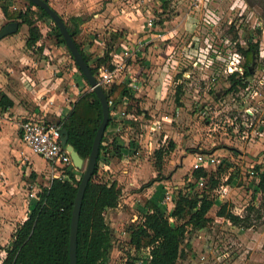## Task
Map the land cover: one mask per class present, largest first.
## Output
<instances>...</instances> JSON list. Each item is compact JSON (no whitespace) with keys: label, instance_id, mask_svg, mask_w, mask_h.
Wrapping results in <instances>:
<instances>
[{"label":"rangeland","instance_id":"rangeland-1","mask_svg":"<svg viewBox=\"0 0 264 264\" xmlns=\"http://www.w3.org/2000/svg\"><path fill=\"white\" fill-rule=\"evenodd\" d=\"M48 2L70 27H73L71 18L82 19L81 34L77 41L91 54L93 66L94 57L106 56V50L110 46L114 48L123 42L130 47L131 52L133 49L136 50L138 41L134 43L126 36L122 38L119 35L127 30L123 28V24L130 22L129 19L133 20L132 30L138 33L139 24L141 26L145 24L147 27L148 23L172 19L177 11H181L187 19L193 18L194 25H197L196 31L188 30L183 35L178 33L175 40L162 41L163 43L153 41L142 46L148 49L147 52L149 49L161 51L157 50L158 55H154L156 57L154 63L150 61L151 58L149 59V55L153 57L152 53H148L143 59L135 54L132 56L124 54L121 59L110 55L107 60V64H114L115 68L120 67L114 76V84L120 83L122 78H129L127 74L131 72L130 70L132 73L129 74L134 80H140V84L167 83L164 90L163 86L161 89L155 86L152 88L158 91L157 95L165 93L163 101L159 96L151 97L149 102L145 95L140 99V102L145 103L143 107L147 108L145 116L138 115L136 108L131 111L141 117L135 122L134 131H131V137L134 139L138 137L141 147L136 159L130 161L131 168L127 173H124L126 167L120 172L116 171L117 178L123 181L119 183L123 189L121 209L127 223L124 221L121 223L122 217L118 219L119 224L115 217L113 222L117 224L115 228L120 230L119 233L121 228L127 231L131 225L141 223L143 218L139 207L145 206L149 193L151 196L155 188L163 184H166L170 191L176 188L177 191L185 192L194 155L212 154L219 162L211 169L219 180V185L214 190H210L208 185L207 194L218 202L227 204L234 214L248 217L247 224H250V227L227 223L225 219L217 216L219 208L215 206L209 215L210 222L206 229L203 232L190 231L187 234L185 244L189 242L193 248L186 249L185 257L178 264H264V194H255L254 186L259 179L251 176L252 168L264 167V136L256 138L250 136V140L243 141L241 137L242 131H245V124L242 119L237 121L241 127L240 134L235 133L236 127L233 126L235 117L242 114L245 109L253 108L257 111L256 119L246 124H252L251 131L264 132V0H48ZM165 3L167 6H164ZM3 4L5 3H0V6ZM10 5L12 8L25 10L28 1L12 0ZM124 13L130 17H120ZM202 18L210 24L205 23ZM8 23L10 22L7 19L0 16V31ZM189 23L192 21L189 20ZM38 24L43 34L40 42L44 47L43 53L38 47L32 49L27 47L25 43L29 36L27 26L20 29L19 39L15 45L24 55L17 62V67L16 61H13L15 58L7 57L9 45L0 46L2 57L0 84H5L8 78L7 82L11 83L14 74L15 77H20L24 70L29 71L35 64H39V67H47L50 64L58 66L55 69L60 71L57 77L66 76V82L70 83L73 82V75L76 72L80 73L68 50L57 44L51 32L52 22L43 19L38 21ZM172 26L178 29V25ZM115 35L119 39L115 40ZM147 35L142 34L139 41L146 42L147 39L144 38ZM13 36L7 37L1 43H5ZM250 37L259 45V56L253 66V74L246 80L248 86L250 83L252 87L241 88L227 94L226 90L231 86L228 69L234 63L239 69L244 70L245 59L238 48H246V41ZM155 45L158 47L154 48ZM66 82L63 84H67ZM180 87L182 94L178 100L177 91ZM255 92L259 94L256 95ZM12 116L0 111V133L3 130L9 131L4 139L5 144L12 148L10 156L8 154L5 157V154L0 152V157H5L3 167H0V226L7 230L2 239L5 241H8L11 234L13 237L17 227L27 219L30 204L33 203L31 194L49 186L53 178L43 159L39 160V157L21 142L20 121L11 119ZM53 116L51 113L48 114L49 122L59 121ZM171 144L177 151L173 150L159 162L156 151L164 150L168 153L171 151ZM188 157V161H185ZM32 165L33 168L43 171L37 174L33 171ZM112 176L115 175L100 171L96 180L106 182L112 179ZM77 179H80V176ZM229 180L232 187L225 193L223 187ZM125 188L129 189L124 191ZM173 196L177 197L176 191ZM125 200L128 204L124 203ZM252 207L253 210H250ZM110 218L108 216L109 223ZM11 240L12 238L9 239L10 243ZM119 244L123 255H120L114 264H122L125 257L131 254L127 235L120 239L114 237V247L118 248ZM8 246L0 244V264L6 256L5 249ZM135 255L136 258L145 256L143 251Z\"/></svg>","mask_w":264,"mask_h":264},{"label":"trees","instance_id":"trees-1","mask_svg":"<svg viewBox=\"0 0 264 264\" xmlns=\"http://www.w3.org/2000/svg\"><path fill=\"white\" fill-rule=\"evenodd\" d=\"M11 1L0 0L1 4L5 3L0 6V16L10 23L17 22L19 28L23 26L29 28L26 43L28 48L37 47L43 39L38 21L47 19L52 22L51 32H53L58 45L64 46L70 53L59 29L43 9L36 7L31 2H28L25 10L24 8L16 9L11 7ZM46 2L49 4L48 0ZM165 5L167 6L166 3ZM71 21L73 27L65 22L67 29L92 73L96 75L103 67L114 71L115 66L107 64L113 46L106 50V56L97 58L93 66L91 54L87 53L77 41L81 34L83 21L80 17H73ZM114 39L119 38L115 35ZM246 42V48H238L245 59L244 74L240 76L239 73H235L229 76L231 86L226 90L227 94L236 92L241 88L245 89L248 86L246 80L253 74V66L259 56V45L254 42L253 37L248 38ZM38 50L43 51V46L39 47ZM71 58L73 59L72 55ZM75 65L81 73L76 63ZM81 76L85 79L82 73ZM126 84L129 83L126 81L114 84L109 88L102 87L108 102L112 103L110 106V123L107 129L113 124L114 118L111 113L114 107L121 104L125 98L136 102L127 108L128 114H133L131 111L134 108L137 109L138 115L145 113L139 109L138 100L134 98L132 89ZM181 94L180 87L177 91L178 100ZM13 106L14 102L7 95L0 94L1 111H8ZM102 120V105L96 93L91 91L81 96L74 104L72 111L57 122L67 130L68 144L74 147L84 161H87ZM107 141L105 132L100 145L94 176L87 186L82 202L78 224L77 264H110L111 260L110 255L114 247V230L107 221V213L120 207L122 188L119 182L113 178L106 182L97 181L96 178L100 171H104V165L109 164L110 158H123V146L117 142V139L104 145ZM174 149L175 146L171 144V151L168 153L164 150L156 151L159 162ZM254 169L260 171L261 168ZM80 172V179H77V170L74 167L70 171L66 170L65 173L63 170H59V174H56L49 186L41 190L38 199L30 204L27 219L17 227L11 243L5 250L6 256L1 264H71V221L74 202L83 177L82 171ZM195 178L197 180L206 179L210 190H214L219 185L216 176L204 170L198 171ZM227 184L231 185V180ZM196 188L197 183L189 182L185 192L179 190L174 207L168 213L166 206L162 204L165 188L161 186L140 210L143 221L128 228L130 247L137 250L151 249L152 261L150 264H178L185 257L186 249H192L189 242L185 244L187 234L190 231L205 230L210 222L209 215L217 205L219 208L218 217L229 220L234 225L243 224L244 227H250V224H247L249 222L248 217L236 216L227 204L211 198L207 194L208 187L203 192ZM254 191L256 195L258 193L264 194V177H261L259 182L255 184Z\"/></svg>","mask_w":264,"mask_h":264},{"label":"crops","instance_id":"crops-1","mask_svg":"<svg viewBox=\"0 0 264 264\" xmlns=\"http://www.w3.org/2000/svg\"><path fill=\"white\" fill-rule=\"evenodd\" d=\"M179 8L180 7H178V10H180ZM203 8H204V6H203ZM125 16H127L128 18L130 17V15H125V13L120 15V17H122V18ZM129 20H130V22H124V24H123V28L127 29V30L125 32H122V30H121L123 36H122V34H119V35L122 38H124L126 36L128 40H132L134 43H137V41H138L139 45L136 46V50L133 49V52H131L130 47L126 43L122 42V43L118 44L116 47L114 46L113 51L111 53V57H113L115 55L117 58L121 59L122 55H124V54H129L130 56L135 54L137 57L143 59L148 53H150V54L152 53L153 57H151L149 55V59L151 58L150 61L152 63H154L156 60V57H154V55L155 56L158 55V53L161 51H159L158 49L157 50L159 52L157 50L149 49V52H147L148 49L146 50V48H144L142 46H144L145 44H149L153 41H158L160 43H163L162 41H171V39L175 40L176 35L177 36L179 35L178 33H180V35H183V33L185 31L189 30V31L194 32V31H196L195 27L197 28V25H194L193 18H189V17H188V19L185 18L181 11H177L176 16L172 19H165L163 21L160 20V21H162V24H160V21L157 23H153V24H155V26L153 25V27H151V28H147L148 25L146 27L145 24H142V26H143V28H142V26L139 24L138 33L134 32L132 30L133 29V23H132L133 20L132 19H129ZM189 20L192 21V23H189ZM203 21L207 24H210V22L207 21L206 19H203ZM129 23H132V24H129ZM178 23H180V24H178ZM38 25H40V24H38ZM172 25H178V29L177 28L175 29ZM187 26H190L189 27L190 29ZM20 29H19V31H20ZM141 33L142 34H148L144 38V39H147L146 42H142L141 40H140L141 42L139 41V37L142 35ZM18 36H19V32L17 34H14V36L12 38H10L8 41H6L5 43H1V42H3L4 39L0 42V46H2L4 44L9 45L7 57H10L12 59L15 58V59H13V61H16L15 67H17L16 66L17 62L20 61V57L21 58L24 57V55L20 52V50H18L17 46L15 47V45L18 42L17 39H19ZM120 40H122V39H120ZM40 42L37 45L38 48L42 46ZM25 43H27V41H25ZM164 45L167 46V44H164ZM61 47H64V46H61ZM133 47L135 48V45H133ZM157 47H158L157 45L154 46V48H157ZM169 48H171V47L169 46ZM43 49H44V47H43ZM43 52H44V50L42 51V53ZM16 57H18V58H16ZM102 57H103L102 55L101 56L98 55V57H94V62L96 61L97 58H102ZM0 58H2V57L0 56ZM147 59H148V57H147ZM21 61H23V60H21ZM123 65L125 67V64H123ZM11 66H14V65H11ZM126 66H127V64H126ZM56 67H58V66L51 65V64L48 65L47 67H43V66L39 67V64H35L32 67V69H30L29 71L24 70L21 73V76H20L21 78L15 77L14 75H16V74H14L12 76V78L14 80L11 81V83L7 82L9 79L8 78V79H6L5 84H0V94L7 95L14 102V106L7 111L8 115H10V116L14 115L11 117V119H17L21 122L22 120H24L26 118H30L32 116H38L40 118L43 117L46 120H48L47 117H48L49 113L53 114L54 115L53 117H56V119L64 118L65 116H67L72 111L74 104L80 99L81 96H83L86 92L92 91L91 87L87 83L86 79H84L80 73L76 72L72 77L73 82L70 83V82H66V80H65L66 76L65 77H57L58 74L60 73V71L55 70ZM118 68H120V67L118 66ZM166 68L164 69L165 71H166ZM130 71L131 72H128V74H127V75H129L128 76L129 78H127V77L122 78L120 83H124L126 81L128 83L131 82L132 76L130 74L132 73V70H130ZM97 75H98V73L96 74V76ZM135 81H136L135 84H126V85H128V87L132 89V93L134 95V98L136 100H138V106L140 109H142L145 112L143 114V116H145L147 108L143 107L145 105V103L140 102V99H143V97H144L143 95H145L148 97L147 101L149 102L151 97L153 98V97L159 96V99H161L163 101V99L165 97V93L161 92V93H159V95H157L158 91L156 92L155 89L152 90V88L155 86L156 88L161 89V87L163 86L162 89L164 90L166 88L165 86H167V83L164 82L163 84H161V83L160 84H140L141 83V82H139L140 80H135ZM64 82H66L67 84H63ZM120 83H118V84H120ZM64 85H67V86H64ZM131 85H133V87H131ZM134 87H136V88H134ZM134 104H136L135 101H132L128 98H125L122 101V103L117 106L118 112L127 111V108L130 105H134ZM133 118H135V119H137V121H139V118H141V117L137 116V114H131V113L128 114V112H127L126 118H123V117L117 118L118 121L113 119V124L106 131V137H107L108 141L106 143H104V145H107V143H110L114 139H117V142L123 146V149H122L123 158H113L112 157L109 159V164L104 165L105 166L104 167L105 172H107L108 174L110 173V175L111 174L115 175L114 177L112 176L113 179H118L116 171L120 172V170L124 167H126V169L124 170V173H127L129 171V169L131 168V167H129L130 161H133L136 159V156H137L136 152H140L139 149L141 147L140 146L141 142L138 141V137H136L137 140L134 139L133 137H131V131H134V124H135V122H137L135 120H132ZM8 132L9 131L3 130L0 133V152L4 153L5 157H7V155L12 151V148L10 146H7V144H5L6 141L4 138L6 137ZM134 133L135 132H132V134H134ZM19 134H20V132H19ZM151 145H153V144H151ZM146 149H147V147H146ZM175 151H177V149H174V152ZM216 152H218V151H216ZM9 156H10V154H9ZM5 157L4 158L0 157V167H3L2 162H4ZM38 159L41 160L40 157ZM188 159H189V157L187 159H185V161H188ZM194 159H195V155H194ZM42 161H44V160H42ZM30 163H31V161H30ZM44 163L48 167V169L51 170L49 164L45 161H44ZM103 164H104V162H103ZM32 169L37 174H39L40 172L43 171V170L41 171L37 168H33V165H32ZM80 174H81V172L77 170L76 176L79 177ZM118 181H119V183L123 182L121 180V178H119ZM163 187L165 188V193H166V191H167L166 188H168V187H166V184H163ZM159 188H160V186L159 187L157 186L155 188V192L153 194H151V196H149L150 195V193H149L148 198H146V199L152 198ZM127 189H129V188H125L124 191H126ZM122 193H123V189H122ZM164 196H165V194H164ZM33 201H35V200H33ZM124 203L128 204L127 200H125ZM121 207H122V196H121L120 207L116 210L108 211V213H107V215L111 217L110 218L111 223H109V222L108 223H109L110 227L113 230H115L114 237H117L119 239L123 236L126 237V235L129 237V233H127L128 230L123 231L122 230L123 228H121V232L119 233L120 230L115 228V227H117L116 226L117 224L113 222L114 219L116 218V222L118 223V219L119 218L121 219V217H122L123 220L121 219V223L123 221H124V223H127V220L125 221V215H124V212L122 211ZM142 207H144V206H142ZM139 209H142V208L139 207ZM108 216H107V221H108ZM132 222H134V220H132ZM122 227H123V225H122ZM201 232H203V230H201ZM1 233H3V234L1 235ZM6 233H7L6 228L1 225L0 226V244H2V246H6L7 244L9 245V243H10L9 239L12 238V234H11L8 241L2 240L3 236H5ZM192 248H193V246H192ZM113 250H114V252L113 253L111 252L112 254L110 255L111 258L113 257V260H111L110 264H114L116 262V259H119V257H121L123 255V251H122V248L120 247V244H119L118 248L113 247Z\"/></svg>","mask_w":264,"mask_h":264},{"label":"built area","instance_id":"built-area-1","mask_svg":"<svg viewBox=\"0 0 264 264\" xmlns=\"http://www.w3.org/2000/svg\"><path fill=\"white\" fill-rule=\"evenodd\" d=\"M153 23H148V27H153ZM119 71L118 68H116L114 71L109 70L108 68H101L98 71L97 75V81L101 87L109 88L112 85H114V76ZM235 73H239L240 76H243L244 70L239 69L237 65L232 63V67L228 69V75H232ZM136 81L131 77V82L129 84H135ZM252 84L249 83V86L246 87V89L251 88ZM133 87V85H131ZM249 87V88H248ZM136 88V87H134ZM256 95L259 93L255 92ZM110 106L112 103H109ZM1 111V109H0ZM3 113H7V111H1ZM256 113L257 111L253 108H247L243 111V113L239 114L238 117H235V121L233 122V126H235L236 131L235 133L240 134L241 133V127L239 124H237V121L241 118L243 121V124H245V131H242V140H250V136L253 138L256 137H263L264 132L259 131H251L252 124L248 125L246 122L253 121L256 119ZM112 117L117 120V118H126L127 112L121 111L118 112L117 107H114L112 113ZM132 120L137 121V119L133 118ZM118 121V120H117ZM19 132H20V138L21 142L35 155L39 156L41 159H43L45 162H47L51 168V172L53 175V178H55L56 174H59V170H63L64 173L66 170L70 171L73 166L72 158L70 153L67 151L65 147L61 144L62 139V126L58 122H49L43 117L38 116H32L30 118H26L22 120L19 124ZM136 155H139V152H136ZM218 160L215 158L212 154H204V153H197L195 154L194 162L191 166V174L188 178V181L190 183H197V190L200 192H203L208 187V181L204 178H201L197 180L195 178V174L200 171L204 170L208 173H213L211 169L216 167L218 165ZM251 176H255L260 179L261 177H264V167L260 169V171H255L254 168H252ZM52 178V179H53ZM67 178V177H66ZM230 185H226L223 187V190L225 193H227V190L230 188ZM167 191L165 193L164 199L162 201V204L166 206L167 212L170 213L174 207L175 203V196L173 194L178 195L179 191L178 189H174L173 191L169 190V188H166ZM41 192V190H37L35 194H31V198L33 200L38 199V194ZM221 198V197H220ZM222 203V202H221ZM236 216L243 217L241 214H235ZM226 220V219H225ZM227 223L232 224L233 223L229 220H226ZM140 251H143L145 256L141 258H136L135 253H138ZM137 250L134 247H131L130 252L131 254L129 256H126L122 264H150L152 261V254L151 249L146 248L142 250Z\"/></svg>","mask_w":264,"mask_h":264},{"label":"water","instance_id":"water-1","mask_svg":"<svg viewBox=\"0 0 264 264\" xmlns=\"http://www.w3.org/2000/svg\"><path fill=\"white\" fill-rule=\"evenodd\" d=\"M27 1L31 2L36 7L43 9L50 16L54 25L59 29L60 33L62 34L66 42L67 48L69 49L75 63L77 64L81 73L85 77L87 83L91 87V90L96 93L102 105V110H103V120L97 131L94 144L92 147V151L87 161H84L80 157L78 152L74 149V147L68 144V132L65 128H62L61 144L70 153L74 168L78 171H83V177L81 179V183L78 188L77 196L74 202V209H73L72 221H71V235H70V263L77 264L78 224H79L82 202L87 186L94 176V172L99 158L100 145L103 136L106 132V129L110 123V104L102 87L99 85L97 81V76L92 73L89 65L86 63L74 39L70 35L66 23L61 17V15L58 14L50 6V4L46 2V0H27ZM19 29H20L19 24L17 22L9 23L5 25L0 31V42L9 36L17 34L19 32Z\"/></svg>","mask_w":264,"mask_h":264}]
</instances>
